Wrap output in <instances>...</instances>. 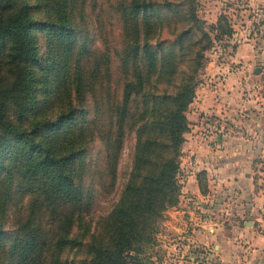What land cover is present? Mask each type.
<instances>
[{
	"label": "trees",
	"instance_id": "trees-1",
	"mask_svg": "<svg viewBox=\"0 0 264 264\" xmlns=\"http://www.w3.org/2000/svg\"><path fill=\"white\" fill-rule=\"evenodd\" d=\"M85 1L0 0V264H133L177 202L210 32H232L224 13L206 26L194 0H117L120 45L102 49L79 25ZM128 134L122 188L93 216Z\"/></svg>",
	"mask_w": 264,
	"mask_h": 264
},
{
	"label": "rangeland",
	"instance_id": "rangeland-1",
	"mask_svg": "<svg viewBox=\"0 0 264 264\" xmlns=\"http://www.w3.org/2000/svg\"><path fill=\"white\" fill-rule=\"evenodd\" d=\"M194 1L193 12L206 26L216 22L218 16L224 13L228 16L232 28L231 34L222 35V38L210 32L212 44L203 51V60L197 68L194 96L198 87L212 88L214 92L224 91L220 94L227 98L230 112L232 110L235 113V116H227L205 111L196 120L199 125L197 129L203 138L216 136L217 133L239 137L236 151L245 156L242 163L252 175V186L247 190L237 183L235 189L240 191L241 196L234 192L226 197L221 195L219 203L216 201V206H212L214 208L205 209L200 204L201 195H206L209 190L205 170L202 169L197 175L201 195H194L191 189L187 188L180 168L177 202L162 210L148 241L139 244L138 249L132 251L136 256L132 262L259 264L255 260L262 254L258 249L264 244L261 243L264 241V132L257 131L252 125L264 124V0ZM116 3L117 0L85 1L83 15L87 17L79 18V25L85 32L95 36L94 44L99 48L108 46L113 49L120 45V18L114 9ZM166 32L164 31L163 35L166 36ZM116 63L114 59L112 70H115ZM255 68L260 70L254 72ZM237 85L238 88L234 89ZM227 86H232L238 92L236 100L241 102L239 105L234 106L231 89L229 87L226 91ZM191 102L186 110L188 130L191 124L188 118ZM9 112L11 117L15 116L12 105ZM187 131L180 145L179 164ZM246 140L254 145L247 154ZM133 143L134 136L128 134L117 166L118 177L114 189L109 194L98 195L93 216L106 212L117 198L124 176L129 170ZM96 148L97 145H94L91 151L94 153ZM250 203L257 204L252 211L247 209ZM245 219L250 221L245 224ZM75 254V251L71 250L69 256Z\"/></svg>",
	"mask_w": 264,
	"mask_h": 264
},
{
	"label": "crops",
	"instance_id": "crops-1",
	"mask_svg": "<svg viewBox=\"0 0 264 264\" xmlns=\"http://www.w3.org/2000/svg\"><path fill=\"white\" fill-rule=\"evenodd\" d=\"M229 79H231V76ZM229 87L231 89L230 95H232L234 106H236V104L239 105L241 102L238 103L239 101L236 100L238 92L234 90L238 88V85L234 89L232 86H227L226 91ZM223 92L224 91L214 92L212 88H197L196 95L188 110V118L191 121L190 129L186 132V139L182 146L180 171L187 188L191 189L194 195H201L197 185L198 172L202 169L206 172L209 190L206 195H201L200 197V204L205 209L214 208L212 206H216L215 202L218 201L221 195L226 197V195H230L231 192H234L241 196L242 194L240 191H236L235 189L237 183L243 185L247 190L252 186V175L246 171V166L242 163L243 159L245 160V156L236 151L237 143L240 141L238 139L239 137H233L225 133H217L216 136L203 138L200 131L197 129L199 125L196 120H198L199 115L205 111L235 116V113L231 110V114L229 110L230 104L227 102V98L222 97L220 94ZM194 121L196 123H193ZM252 126H254L257 131L264 132V124H255ZM248 142L245 145V149H247L245 150L246 154L247 151L250 153V150L253 149L254 146L251 142ZM210 196L211 198H207ZM255 206H257V204L253 205V203H250L247 209L252 211L255 209ZM240 212L241 211H239V213ZM248 221L250 220L245 219L244 223L247 224ZM263 242L264 241L261 243ZM261 245V248L258 250L261 251L262 254L255 262L264 264V244Z\"/></svg>",
	"mask_w": 264,
	"mask_h": 264
},
{
	"label": "water",
	"instance_id": "water-1",
	"mask_svg": "<svg viewBox=\"0 0 264 264\" xmlns=\"http://www.w3.org/2000/svg\"><path fill=\"white\" fill-rule=\"evenodd\" d=\"M260 70V68H255L254 72H258Z\"/></svg>",
	"mask_w": 264,
	"mask_h": 264
}]
</instances>
